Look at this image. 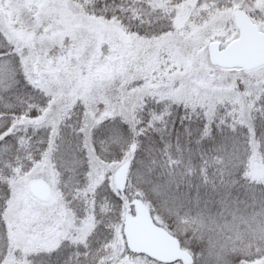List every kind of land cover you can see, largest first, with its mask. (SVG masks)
I'll return each mask as SVG.
<instances>
[{
	"label": "snow or ice",
	"instance_id": "obj_1",
	"mask_svg": "<svg viewBox=\"0 0 264 264\" xmlns=\"http://www.w3.org/2000/svg\"><path fill=\"white\" fill-rule=\"evenodd\" d=\"M0 264H264V0H0Z\"/></svg>",
	"mask_w": 264,
	"mask_h": 264
}]
</instances>
